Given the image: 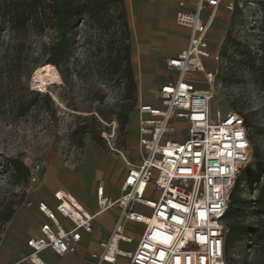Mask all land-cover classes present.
<instances>
[{
	"label": "built area",
	"instance_id": "2783aa9c",
	"mask_svg": "<svg viewBox=\"0 0 264 264\" xmlns=\"http://www.w3.org/2000/svg\"><path fill=\"white\" fill-rule=\"evenodd\" d=\"M173 1L176 23L188 29L187 44L164 60L176 77L160 86L159 104L137 106L138 160L110 146L126 167L120 194L112 198L99 184L94 214L65 189L53 192V205L38 202L44 220L38 235L27 240L32 263L46 264L39 256L45 249L57 256L75 254L81 232H91L94 217L113 210L111 232L99 242L100 252L92 253L93 264L121 258L126 264H228L225 214L236 175L251 159L248 128L236 110L212 114L213 90L197 89L192 79L201 75L212 85L206 61L219 56L210 51V21L201 14L221 0H195L190 10L187 0ZM174 123L185 129L182 138L175 137Z\"/></svg>",
	"mask_w": 264,
	"mask_h": 264
},
{
	"label": "rangeland",
	"instance_id": "374dc122",
	"mask_svg": "<svg viewBox=\"0 0 264 264\" xmlns=\"http://www.w3.org/2000/svg\"><path fill=\"white\" fill-rule=\"evenodd\" d=\"M232 1L225 36L218 42V60L210 65L214 73L212 85L203 83L201 75L196 74L194 78L200 81V88L213 90L212 114L217 110L254 113L264 124V62L260 47L264 37V0ZM4 2L13 8L12 0ZM123 3L131 29L126 1ZM115 10L103 13L99 21L78 24L69 65L70 82H62L57 72L58 82L52 67L54 75L51 69L45 87L34 84V76L46 64L47 46L55 37L53 30L31 25L11 27L7 17L0 16V242L12 216L26 208L31 194L46 190L51 180L62 171L76 168L92 152L117 162V176L125 167L110 146L130 150L137 159V106L146 97L139 89L141 68L132 42L130 61L137 90L134 100L126 99L124 85L117 83V77L108 68L109 49L116 48L119 42L120 27ZM85 33L90 36L87 44L83 40ZM75 61L76 66L72 64ZM75 70L78 76L73 74ZM33 91L47 93L50 101L35 96ZM119 104H133L125 134L120 133V125L115 121ZM67 106L92 111H74ZM94 110H100L105 119ZM174 126L175 137L182 138L185 129L177 123ZM97 133L100 139L94 140ZM260 142L264 149V137ZM9 159L21 160L29 168V177L24 183L12 178ZM31 176L36 177L35 182H30ZM256 192L248 185L243 195L252 200ZM10 210H13L12 216L4 221ZM246 220L252 225L257 222L252 207L247 209ZM231 252L234 264H264V241L252 245L246 238ZM125 263V259H120L116 264Z\"/></svg>",
	"mask_w": 264,
	"mask_h": 264
},
{
	"label": "crops",
	"instance_id": "0c3cea01",
	"mask_svg": "<svg viewBox=\"0 0 264 264\" xmlns=\"http://www.w3.org/2000/svg\"><path fill=\"white\" fill-rule=\"evenodd\" d=\"M125 1L131 21L133 53L135 52L138 68H141L139 89L146 97L145 101L141 102L158 105L160 86L176 77L174 72L166 69L164 60L186 47L188 29L176 23L177 4L173 0ZM187 1L186 8L190 10L195 0ZM230 3L233 4V1L221 0L213 11L206 9L201 14L204 20L210 21L208 39L211 52H218V42H221L225 36L224 28L230 20L228 12L230 9L227 5ZM213 63L206 61L209 69ZM192 79L195 80L193 82L195 87L202 89L199 87L200 81L194 77ZM155 92L156 95L153 96ZM127 151L132 161L138 160L137 155V159H134L132 152ZM117 169V162L112 163L107 158L92 152L76 168L67 172L62 171L59 177L51 180L46 190L31 194L26 201V208L15 213L8 223L5 236L0 242V264H34L28 259L30 248L27 246V240L38 235L39 226L44 220L37 209L38 202L43 201L53 205L55 202L53 192L57 189H65L75 196L88 212L94 214L97 210L96 189L99 184L104 186L106 194L112 198L120 194L119 186L126 167L120 176L115 174ZM28 201L32 204L27 205ZM114 220L113 210L95 216L92 221V231L81 232L77 251L73 255L57 256L51 250L45 249L39 253V256L46 264H93L95 259L91 255L100 252L99 242L108 238ZM61 222L70 227L65 219H61Z\"/></svg>",
	"mask_w": 264,
	"mask_h": 264
},
{
	"label": "trees",
	"instance_id": "16d2710c",
	"mask_svg": "<svg viewBox=\"0 0 264 264\" xmlns=\"http://www.w3.org/2000/svg\"><path fill=\"white\" fill-rule=\"evenodd\" d=\"M9 4H5L4 0H0V16H6L7 23L11 27L16 25L19 28H24L31 25L35 28L49 27L53 30L55 37L47 46L48 58L46 64L50 65L51 69L53 67L56 74L58 72L65 84L70 82L72 75L69 65L76 42L78 24L82 21L88 23L99 21V17L103 13L115 8L114 15L118 19L120 27L119 42L116 48L109 49L108 68L111 70L110 73L117 77V83L124 85L126 99L134 100L136 98V83L130 61V29L123 0H12L13 8ZM89 37V34L87 37L85 33L83 40L86 44ZM260 47L263 52L261 60L264 62V37L261 39ZM72 64L76 66L77 62L75 61ZM73 74L78 76L76 70ZM27 76H29V73ZM32 93L50 101L47 93L39 91H33ZM132 106L133 104L118 105L115 121L120 125L121 134L126 133ZM19 107L22 108L21 104ZM67 107L74 111H92L81 110L74 106ZM94 111L101 119H105L100 110ZM90 115L93 118V114ZM242 115L248 128L252 152L251 161L237 173L229 194V203L225 214L227 222L225 256L228 264H234L231 250L237 243L244 241L246 238L252 245L264 241V149L260 142V138L264 137V124L257 120L254 113ZM94 137V140L100 139L99 133ZM8 162L12 170V178L15 181L18 179L21 183H24L29 177V168L18 159H9ZM248 185H250V189L257 191L255 195L253 194L254 198L252 200L243 195V191L248 189ZM249 207L254 209L257 216V222L254 225L246 220V212ZM12 214L13 210H10L4 217V221L9 220Z\"/></svg>",
	"mask_w": 264,
	"mask_h": 264
},
{
	"label": "bare ground",
	"instance_id": "6f19581e",
	"mask_svg": "<svg viewBox=\"0 0 264 264\" xmlns=\"http://www.w3.org/2000/svg\"><path fill=\"white\" fill-rule=\"evenodd\" d=\"M51 73V67L48 64L41 66L38 72L34 76V84L37 86L45 87L47 83V77Z\"/></svg>",
	"mask_w": 264,
	"mask_h": 264
}]
</instances>
